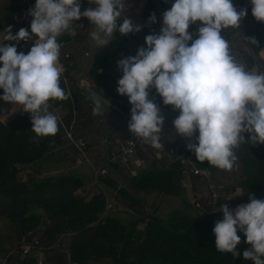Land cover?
<instances>
[{"label":"clouds","instance_id":"obj_1","mask_svg":"<svg viewBox=\"0 0 264 264\" xmlns=\"http://www.w3.org/2000/svg\"><path fill=\"white\" fill-rule=\"evenodd\" d=\"M89 3L95 7L81 11L78 0H35L28 10L30 32L21 27L13 35L9 26L0 39L18 43L35 38L27 54L17 52L16 44L0 45V100L13 105L12 111L18 107L30 115L34 138L58 132L59 117L49 111V101L70 96L60 86L65 69L59 63L62 45L58 37L65 32L75 34L78 26L74 22L81 17L95 28L90 33L95 47L107 46L115 32L141 31L139 23L123 15L124 0ZM250 3L251 15L264 23V0ZM246 15L247 10L238 11L232 0H175L162 14L159 34L145 36V47L117 62L122 76L116 92L126 96L131 105L127 128L136 139L157 150L164 148V116L149 98V90L155 89L164 105L179 110L172 121L175 132L185 138L198 132L196 142L186 145L196 161L232 171L238 159L236 149L244 144H264V72L250 70L222 35L228 29H240ZM149 22H156L154 13ZM192 24H196L195 33L188 31ZM245 39L257 46L254 38ZM87 98L92 114L102 117L103 95L90 92ZM219 211L223 218L215 221L212 229L216 251L241 255L235 251L241 240L239 230L250 245L243 258L264 264V199L250 195L248 203L234 209L221 205Z\"/></svg>","mask_w":264,"mask_h":264},{"label":"trees","instance_id":"obj_2","mask_svg":"<svg viewBox=\"0 0 264 264\" xmlns=\"http://www.w3.org/2000/svg\"><path fill=\"white\" fill-rule=\"evenodd\" d=\"M129 1L137 5L140 0ZM174 2L175 0H163L160 5L167 11ZM10 10L16 14L22 12L16 3L11 5ZM195 27L196 24H192L189 29ZM241 29L244 39L254 38L257 41V46H254L245 39L260 60V67L264 68V58L261 55L264 50V23L255 20L249 10L241 22ZM114 34V45L105 49V59L114 57L119 48L131 45L132 39L128 34ZM251 63L253 64L252 60L250 65ZM99 66L103 67L102 64ZM97 69L96 64L94 74ZM2 95L3 90L0 89V96ZM78 97L80 96L76 94V99ZM61 103L68 110L64 124L69 126L73 116L71 105L68 100ZM31 127L30 115L25 112L18 113L5 124L0 121V218L5 216L13 221L16 240L28 232H33L46 245L55 244L65 237L69 241L65 248L70 254V260L76 264L104 259H109L110 264H249L252 261L245 260L242 256L250 245L245 243L246 238L239 230L237 235L241 240L235 251L241 255L233 257L231 253L216 251L212 229L215 221L223 218L220 211L195 218L196 216L175 210L166 218L160 219L155 212L150 213L142 208L145 196L151 193L180 198L182 204L189 207L182 190L186 173L180 162L173 163L168 156H161L167 164H159L156 159L153 160L147 172L124 180L126 188H120L111 174L101 179L103 184L117 192L121 203H126L128 209L135 211L139 207L144 210V214L131 217V223L124 226L118 218L105 215V196L99 190L88 200L85 196L77 195L83 188L80 179L72 176L41 178L43 164L49 163L54 143L64 132L58 130L54 136L34 138ZM244 135L247 139L248 134ZM176 153L193 156L195 164L210 173L215 168L208 165L207 161H196L195 155L188 150L180 149ZM235 154L238 157L236 163L242 165L246 178L239 183L242 197L237 198L232 205H227L230 209L248 203L250 195L256 199H264V144H244L235 150ZM118 166L113 167L111 173H118ZM187 176L194 177L192 174ZM140 193H143L142 197ZM38 208L41 213H36ZM191 208L193 209L192 206ZM146 213L148 219L145 220L142 217ZM21 219L24 221L21 222ZM140 224L145 225L143 230L138 229ZM13 244V238L8 237L5 247L0 243V253L10 249ZM63 252L47 251L49 264H59L58 253L63 255ZM13 261V264H33L31 260Z\"/></svg>","mask_w":264,"mask_h":264},{"label":"crops","instance_id":"obj_3","mask_svg":"<svg viewBox=\"0 0 264 264\" xmlns=\"http://www.w3.org/2000/svg\"><path fill=\"white\" fill-rule=\"evenodd\" d=\"M162 1L163 0H140L138 4L135 5L129 0H124L126 8L123 15L129 16V18H131L134 23H139V25L141 26V31L137 33H130V35H133L135 38L133 39L134 41L131 42V45L119 48L118 53L110 59L109 58L105 59L104 51L107 47H112L114 45L113 43L116 39L115 34L112 35L109 44L107 46L102 48L93 46L90 33L94 31L95 28L94 26H92V24L87 18L81 17L79 23L76 25L78 27L75 28V34H70L69 32H65L60 37H58V40L64 41L68 45L71 44L70 46L71 50L73 51L77 50L79 53H81V56L78 58L77 62L73 60L72 55L68 54L69 55L68 58H65L63 56L64 61L60 56L59 63H61L64 66V69L66 71L65 77L68 78L69 80L68 86L70 87V91L72 93V97L75 102L74 111L77 118L74 126V135H76L75 134L76 132L79 134L76 136L84 137V139L87 142V152H86V156L82 157L75 150H73L74 152L68 151L67 148L69 146L71 147L73 146L70 144L68 140L64 139L63 137L64 135L62 133L54 143L55 149L51 152L52 155L51 159L57 156L58 159H60V161L62 160L61 161L62 163L70 159L72 164L71 166L73 169L78 164H80L82 162L81 159H83L89 165L88 170L78 171L76 173L72 171L71 173L72 177L78 178L83 182V189L85 188L92 189V187L94 186L93 173H92L93 171L92 159H94V161L103 159V161L100 162L102 164L111 154L116 152V151L115 152L112 151V146L115 145L117 148V142L120 140H124L128 135L131 134L130 132L126 133L128 130H125L124 132L120 131L119 135L110 134L112 130L117 129L116 127L117 121L112 119L110 112L115 111L116 115L117 114L123 115V118L127 122L128 121L127 112L129 111V108L131 106L128 103V99L126 96H121L116 92L117 81L122 76V71L118 69L117 62L122 58L135 55L134 51H136V47L137 48L139 46L142 47L144 44V37L149 35L148 34L149 28H154L156 32L159 34L160 28L162 27V14L163 12H165V8L160 5V2ZM234 1H238V0H232V2ZM31 2L35 4V0H31ZM78 2L80 3L81 11H84L86 8L95 7L94 4L89 3V0H78ZM15 3L17 2H15L14 0H0V39H2L3 35L5 34L4 33L5 30H3V27L7 22V20L5 19L8 18L9 20L11 19L18 20L19 18L18 14L10 10L11 5ZM20 8L22 9V7ZM153 13L156 16V22L150 23L149 16ZM192 29L193 28L189 29L188 31L192 32ZM14 31L15 30H12L13 35H14ZM12 42L13 41L6 42L0 40V45L3 44L8 45ZM33 43L31 45H33ZM16 47H18L17 52H24L25 50H27L29 45H26L25 41H19L16 44ZM88 47H90V49ZM83 57L87 58L86 62H84ZM98 59L99 62L101 63L97 62ZM96 64L98 66V69L97 72L94 74L93 70ZM101 64L103 65L102 68L101 66H99ZM73 70H76L78 72L76 78L73 77L74 76L72 73ZM100 74L102 75L100 76ZM62 79L63 77H61V82H63ZM90 92H96L98 96L103 95V97L106 99L104 101L105 110L102 117L101 116L97 117L92 114V103L87 98ZM76 94L80 96L77 99H76ZM108 102H109V107H108ZM13 107H14L13 105L6 103L3 100H0V121L2 123L4 124L7 123L15 115L23 112L18 107L15 108V111H12ZM49 111H51L53 114H56L59 117L58 126L59 127L61 126L59 131L64 132L63 126L68 127L64 124V119L68 112L67 108L63 105V103H61V101L59 102L58 100H50ZM10 112L11 114H9ZM71 114H72V107H71ZM100 122H102L107 127V132L103 136L99 134L98 126ZM100 145L101 146L104 145L105 149L100 148L101 147ZM73 149L75 148L73 147ZM147 149H151V146L148 144H146L144 148L137 153L136 157L133 159L131 163L122 166L124 168H120V166H118L119 167L118 173H110L112 175V178L116 182H118L120 188L123 186H125V188L127 187L126 183H124V180L130 179L131 177L136 176L142 172H147L151 168V162L148 161L145 158V156L144 157L140 156V154H142V152H145ZM184 149L186 150V148ZM172 151L178 152L176 148H169V149L163 148L162 151L160 150L155 154H157L158 156L166 157L169 156ZM162 152H164V155H162ZM101 155H104L102 159H100ZM216 169L217 168H214L213 172L209 174L212 180L216 178L218 181H220L222 179L220 178L219 180V173L221 169L220 171H217ZM221 176L223 175L220 174V177ZM101 187L103 188L107 196L109 197L114 196L115 198L109 211L112 210L111 213H113L112 214L113 216L123 218L124 213L122 212L121 197L117 194V192L114 189L110 188L108 185L101 183ZM182 190L186 199H188L187 197L189 198L192 197L191 199L202 198V196H204L202 194L205 193V184L199 181L197 178L187 176L186 174L184 180L182 181ZM83 196H85V194H83ZM142 196L143 193H140V197ZM171 198L174 197L163 196L157 193H151L150 195L145 196L142 208L143 207L146 208V211H150V213L152 212L156 213V210H158L159 208L157 207L159 203L155 201L157 199H161L163 200V202H165V200L167 201L172 200ZM116 205H118L119 207H116ZM142 208L139 207L135 208V211L133 212L134 216L137 217L139 216L140 213L144 214V210H142ZM146 215L148 214L146 213ZM142 218L145 219V217ZM17 241L18 240L15 239L14 244ZM67 241L68 240L66 239V242ZM13 262L14 261H12L11 264H13Z\"/></svg>","mask_w":264,"mask_h":264},{"label":"rangeland","instance_id":"obj_4","mask_svg":"<svg viewBox=\"0 0 264 264\" xmlns=\"http://www.w3.org/2000/svg\"><path fill=\"white\" fill-rule=\"evenodd\" d=\"M15 2H17L16 4L18 6H20V4H19L20 1L19 0H15ZM20 7H22V6H20ZM21 13H22V15H21ZM21 13H18V17H19L18 20H15V19L14 20H12V19L9 20L8 18L5 19V20H7V22L5 23V25L3 27V30H5L9 26H11V29L15 30L14 31V35H15L17 30H19V23H25L23 10H22ZM129 35H130V33H129ZM240 35H241L240 38H238L235 42L231 43L234 52L238 55V58L244 60L248 64L250 70L264 72V68L260 67V64H259L260 60L257 59V57L255 56L254 51L252 50V48L246 43V41L244 39V33L242 32V29L240 30ZM130 36H131V39H132V42H133L134 41L133 39H135V38H134L133 35H130ZM12 44H17V42L13 41L12 43H10L8 45H12ZM31 46L32 45H29L27 50L24 51L25 54H27V52L30 50ZM70 46H71V44L70 45L67 44L64 49L61 48L60 56L62 57V59L64 61L63 56H64L65 53H68V54L72 55L73 60L75 62H77L78 58L81 56V53H79L77 50H75V51L71 50ZM140 47L141 46H139L138 48H140ZM88 48L90 49V47H88ZM138 48L136 47V51H137ZM17 49H18V47H17ZM136 51H134L135 54H136ZM261 55L263 56L262 58H264V50L261 52ZM251 60L253 62V64L251 63L252 65H250V61ZM86 61H87V58H84V62H86ZM73 71H72V73L74 75L73 77L76 78L77 75H78V72L76 70H73ZM60 84H61V87L65 89V85L63 84V82H61ZM67 100L69 101V104L71 105L70 99L68 98ZM160 110H161V114L164 116V124H163V127H162V133H161V142L164 143V148H166V149L176 148L177 150H180V149L181 150H185L184 148H186V145L189 142H192V143L196 142L195 136L198 135V132L194 133L192 138H185V137H183V136H181V135H179V134H177L175 132V130L173 128L172 121L179 114L171 112V111L167 110L163 106L160 108ZM127 111H128V109H127ZM77 113H78V110H77ZM110 115H111L113 120L117 121L116 122L117 123V126H116L117 129L112 130L110 134L119 135L120 131L124 132L125 130H128V128H127V122L128 121L126 122V120L123 118V115H121V114H117L116 115L115 111H111ZM98 129H99V134L101 136L105 135V133L107 132V127L102 122L99 123ZM126 133H129V131H127ZM75 134L79 135L76 132H75ZM100 148L105 149V146L102 145ZM67 150L70 151V152H74L73 150H75V149H73V147L69 146L67 148ZM112 151L113 152L116 151V146L115 145L112 146ZM159 151L160 150H157V149H154V148L151 147V149H147L145 152H142V154H140V156L141 157L145 156V158L148 161H150V162H152L153 160L156 159L159 162V164H162V163L164 165L167 164L165 162V159H163V157L158 156L157 154H155V153H157ZM162 155H164V152H162ZM103 157H104V155H101L100 159H102ZM61 161H60V159H58L57 156H55L53 159L49 160V163L47 162V163L43 164L44 166H43V173H42L41 178L42 179H45V178L58 179L61 176H71L72 171H74L76 173L78 171L88 170V166L89 165L83 159H81L82 162L80 164H78L74 169L71 166L72 164H71L70 159L66 160V162H64V163H62ZM92 161H93L92 167H94V166L95 167H99L101 165V163H99V164H97V163H98V161L102 162L103 159L102 160H98V161H94V159H92ZM119 166H120V168H124L122 166H125V165H119ZM216 170L220 171V169H218V168ZM110 173H111V170L109 171L108 174H110ZM220 174L223 175V176L220 177ZM220 178H222V179L220 180ZM245 178L246 177H245V175L242 172V165L239 164V163H236L234 165V168H233L232 171H224V170L220 171V173H219V180L220 181H218L216 178L214 180H212L213 182H216L218 184V186H219L218 188H219V192H220V195H221V199H220L221 204H220V206L223 205L222 203H225L226 205H232L237 198L242 197L243 192H242L241 188L239 187V183L241 181H243ZM101 183H102V181H101ZM227 190H229V191H227ZM97 192H98L97 187L93 186L92 189H86V188L83 189L82 188L81 190H79L77 192V195L83 196V194H85L86 199H89L91 196H93V194H95ZM238 194H242V195H238ZM202 195H204V194H202ZM174 198H176V199H174ZM174 198H171L172 200H170V201L165 200V202H163V200H161V199H157L155 201V202L159 203L158 206H157L159 208H158V210H156V216H158V218L164 219L167 216H169L172 212H174L175 210L181 211L184 214H189L190 216H193V217L196 216L195 218H199L200 217L199 214L197 215L194 212V210L191 208V205H189V207H185L182 204V200L180 198H177V197H174ZM187 198H188L187 199L188 200V204H190V201L192 200L191 199L192 197H190V198L187 197ZM111 204H112V202H111ZM121 206H122V212L124 213V217L123 218H119L117 216H113L112 215L113 213H111L112 210H110V211L109 210H105V215L106 216L116 217V218L119 219L121 224H123L124 226H127L128 224L131 223L130 218L131 217H135L134 214H133L134 210L128 209L126 207L127 206L126 203H121ZM116 207H119V206L116 205ZM36 213H41V209L38 208L36 210ZM143 217H145V220L148 219L147 215H144ZM14 226H15V224L13 223V221L11 219H9V218H7L5 216L0 218V243L4 247L6 246V240H7L8 237L13 238V241L15 242L16 236L14 234V229H15ZM144 226H145L144 224H140L137 227H138V229L143 230ZM66 251L67 252H63V255L61 253H58V257L57 258L60 260L59 264H68L67 253H68L69 257H70V254H69L67 249H66ZM110 262L111 261L109 259H104V260H100V261H92L91 260L87 264H110Z\"/></svg>","mask_w":264,"mask_h":264},{"label":"built area","instance_id":"obj_5","mask_svg":"<svg viewBox=\"0 0 264 264\" xmlns=\"http://www.w3.org/2000/svg\"><path fill=\"white\" fill-rule=\"evenodd\" d=\"M237 10L246 9L247 11L251 10L250 0H238L232 2ZM20 6L23 8V15L25 18V23H19V29L21 27L28 29L30 32V21L31 17L28 15V10L34 6L31 0H20ZM80 20L75 21L74 24L77 25ZM196 27L192 29V33H195ZM148 34H158L154 28L148 29ZM222 34H225L224 37L228 39L231 43L235 42L240 38V29H228ZM195 35L193 39H195ZM34 42L33 39L25 41L26 45H31ZM64 49L67 45L66 42L58 40ZM191 42H189L190 44ZM146 45L143 44L142 47ZM65 58H68L69 55L66 53ZM66 71L63 72V84L65 85L66 92L70 93L69 99L72 107V119L68 127H64V139L68 140L70 144L75 148V151L82 157L86 156L87 152V142L82 136L74 135V126L76 120V114L74 111V100L70 87L68 86L69 80L65 77ZM149 98L153 100L154 103L158 105L159 108L162 106L167 110L179 114V110H173L171 105H164L162 99L156 93L155 89L149 90ZM131 108V106H130ZM130 108L127 114V120H130ZM131 142V143H130ZM146 144L140 140L136 139L132 134L128 135L124 140L117 142L116 152L111 154L99 167H92L93 173V184L97 189L102 192L105 196V208L109 210L111 208V202L113 203L115 198L107 196L101 187V179L106 176L110 169L114 165H127L133 161L137 153L144 148ZM169 157L170 162H180L185 168L186 174H192L195 178L205 184V193L202 198H194L190 201V205L193 207L194 212L198 215L210 214L219 211L220 209V199L221 195L219 192V186L216 182H213L210 177V172L207 170L198 167L195 164L193 156L178 154L176 152H171ZM66 238L62 237L58 242L52 245H46L39 240L38 236H35L33 232H28L23 234L20 239L12 246L10 249L0 253V264H11L13 260H31L33 264H49L46 258V252L49 250H59L66 251ZM68 264H76L70 260V257L67 253Z\"/></svg>","mask_w":264,"mask_h":264},{"label":"water","instance_id":"obj_6","mask_svg":"<svg viewBox=\"0 0 264 264\" xmlns=\"http://www.w3.org/2000/svg\"><path fill=\"white\" fill-rule=\"evenodd\" d=\"M113 167H116V165H114ZM20 221H21V222H23V221H24V219H21ZM249 264H254V262H253V261H251V262H249Z\"/></svg>","mask_w":264,"mask_h":264}]
</instances>
